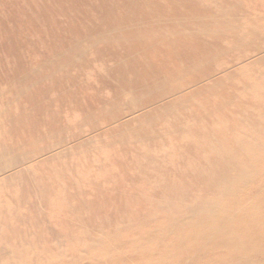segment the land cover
<instances>
[{
  "label": "bare ground",
  "instance_id": "obj_1",
  "mask_svg": "<svg viewBox=\"0 0 264 264\" xmlns=\"http://www.w3.org/2000/svg\"><path fill=\"white\" fill-rule=\"evenodd\" d=\"M24 1L12 27L42 55L0 76V264L62 258L76 264L72 247L80 240L81 257L126 264L122 252H98L102 238L87 228L63 227L71 213L94 212L97 205L85 197L70 201L66 170L74 165L71 187L85 181L108 188L106 198L114 197L117 209L124 205L120 221L103 223L124 230L138 225L124 237L111 229L120 245H158L131 248L130 256L142 255L131 264H256L263 258L264 163L257 162L264 159V52L224 75L201 71L228 51L261 49V14H248L242 0ZM5 20L0 15L3 32ZM34 34L46 39L36 41ZM47 97L60 107L52 117L42 113L51 108ZM68 103L87 117L77 123L79 133L46 135L45 145H37L39 131L66 130L61 110ZM11 104L30 108L13 113ZM83 126L98 132L87 134ZM33 157L37 164L27 165ZM40 165L52 167L53 181L38 172ZM55 203L68 211L56 215L57 223L43 210ZM162 209L169 211L161 215ZM87 221L81 216L79 225ZM64 240L71 241L67 248ZM227 255L230 260L220 261Z\"/></svg>",
  "mask_w": 264,
  "mask_h": 264
},
{
  "label": "rangeland",
  "instance_id": "obj_2",
  "mask_svg": "<svg viewBox=\"0 0 264 264\" xmlns=\"http://www.w3.org/2000/svg\"><path fill=\"white\" fill-rule=\"evenodd\" d=\"M242 1H244V3H246V5H247L246 12L249 11L248 14H250V15L252 14V16H254L256 14L257 15L261 14L260 16H262V18H261L260 22L262 24H264V18H263L264 17L263 16L264 15V0H246V1L242 0ZM22 2H25V1L24 0H0V15L4 16L6 19L4 21V30L5 31L3 32L0 30V76L3 74L13 73L16 71L18 72V70L20 71L21 68H28V66H31V63L29 61L30 58H34V57L36 58V57L42 55L40 53V50L38 49L37 44H33V45L25 44V41L26 42L28 41V40H26L27 34H20L19 32H15L13 27H12L14 25V12H15L17 7L22 5ZM244 16H245V18H244ZM244 16H243V19L246 20V15H244ZM9 22H11V24H9ZM33 36H34V40H36V41L46 39L45 36H39L36 34H34ZM261 36L264 37V34ZM260 37H258L257 40L264 42V38H260ZM9 41H10V43H8ZM17 45H19V46H17ZM261 45H263V46H261ZM261 45H259V47H261V49L255 51V52H250V50H247V49H244V50L242 49L243 51L242 50H237V51L234 50V51H230V52L228 51V54L227 53L223 54L227 58H225L224 56H221V58L219 59L220 61L217 59V60L212 61V63H210L212 66H210V65L207 66L206 64H205L206 66L203 65L201 67V71L205 72L210 68V69H215L212 74L224 75V73L227 72L228 70H230L231 68H233V67L237 68L238 66L240 67L244 64L243 63L244 61H246L248 59H252L253 57L257 56V54L259 55L260 52H264V44H261ZM18 47H20V48H18ZM241 51H242V53H241ZM242 54L244 57L246 56L245 59H244V57H242ZM247 54H249V55H247ZM239 55H240V57H238ZM237 57L239 58V61H238ZM20 58H22L23 61L20 60ZM226 60H227V62H225ZM232 60L233 61L235 60V63H233V62L229 63L228 62V61H232ZM21 62H23L22 66H21ZM220 64H222V65H220ZM214 65H215V68H214ZM203 67H205L206 69H202ZM217 71H219V72H217ZM86 74L89 78H91L93 76L92 75L93 71H91L90 69H87ZM193 84H195V83H192V85ZM4 87H5V83L3 81H0V89H3ZM55 94L56 93L50 92V93H48L47 96H50V98L53 100V97L55 96ZM47 98H48V102H49L47 105L48 106L51 105V108L49 110H43L42 113L47 115V116L52 117V115H53L52 111L57 110L60 107L57 104H56L57 107H55L52 104L53 101L50 102L49 97H47ZM19 107L20 108H18L15 104H11L10 110L13 113H16L17 109H21L22 107L30 108V105L27 106V104H20ZM76 110L77 109H74V107H72L71 103H68V105L66 104L63 107V109L61 110V113H62L61 121L67 127L66 130L54 131L52 134L47 133V132H43V131H39V133L34 136V138L36 139L37 145H39V146L45 145V143L48 139V138H45L46 135L47 136L52 135L53 137H59V136H65L67 134H74L75 135V134L79 133V132H75V131H79V127H78L77 123L80 120L87 119V117H85L86 115H82L78 110L77 111ZM19 113H20V110H19ZM98 117L97 116L95 118L91 117L88 120H98ZM39 127H42V125H40ZM100 127H104V126H100ZM97 129H91L88 126H83L82 131H85L87 134H89L91 132L92 133H94L96 131L98 132ZM101 129H103V128H100L99 131ZM27 141H29V140H27ZM53 148H57V146H54ZM22 149L24 152H32L35 150V147H25ZM99 150L100 149L95 150L93 152L94 153H96V152L100 153ZM106 153L109 154L110 152L107 150ZM36 156H38V155H36ZM35 158L36 157L31 158L28 161L27 165L31 166V165L37 164ZM79 159L80 158H78V156L77 157L74 156V161L77 162ZM263 163H264V159H261L260 161L257 162V164H259L260 167L262 166ZM51 168L52 167L40 165L38 168V172L44 173V176H46V178H48V180L53 181V177L49 175V171L53 170ZM76 168L77 167L74 165V168H68L66 170V174H67L66 176L69 177V180H70V182L68 183L69 188H70V190H72V192H71L72 199H70V201L75 202L80 197H85L86 199H95V203L97 205H95L96 206L95 208L91 209L94 212L87 211V212L83 213V211H82V213L79 212L80 214L79 213H71L72 216L71 215H69V216H71L72 219L75 218V219H79V220H77V222H75L72 219L68 221L66 218L65 220L67 222L63 223V227L66 229V232H69L70 230H75L76 228H82V229L87 228L90 231V233L92 232L93 234H97L98 236H100L102 238V239L100 238L101 239V241H100L101 247L96 249L98 252L101 251L102 249H104L103 256L108 255V253L117 255L118 253L122 252L124 254V263H126V264H131V262L133 260H138L139 258L142 257V255H136L138 257L130 256L131 254L129 255V253L131 251V248H133V249H137L138 247L139 248H150V249L159 248L157 244H153L151 242H144V243L143 242H136L137 244H142V245H131V246L120 245L119 242L116 241V237L112 234V233H116L118 231L113 230V229L114 228L121 229L120 232L124 237V234H128L133 230H137L139 228L138 225H131L132 227H130L129 229H126V230H124V225H120V224L109 225L108 223L110 221V217L112 218V220L113 219L114 220L121 219V216H123V214L121 212H124V205H121L120 209H117V206L114 204L116 199H114V197H111L110 199L106 198V196L111 195L106 191V190H108V188L105 189L103 187H93L85 181L82 183V186H80V188L77 187V185L71 187L75 183V181L70 179V177L73 178L75 176ZM261 172L263 173L264 171L261 170ZM53 185H58V184L54 183ZM104 186H106V185H104ZM246 188H248V189H246ZM248 190H250V187H247V186L244 187V193H246ZM86 194H88V195H86ZM115 195H117V194H115ZM76 196H79V197L76 198ZM57 201L60 202L59 200H57ZM123 203H124V200L122 201V204ZM65 207H67V206H65ZM66 209L67 208H64V206H62L61 203H59V204L55 203L53 206L51 205V208H49L48 206L43 207V210L49 215V217L51 218V220L54 223L58 222L56 220L57 214L58 215L59 214L68 215V213L67 214L65 213V212H68ZM136 210L141 211V212L145 211L142 208L141 209L136 208ZM168 211L169 210H164V209L158 210V212L161 215H165L166 212H168ZM113 212H116V214H114ZM117 214H119V215H117ZM81 216L84 218H88L91 221V223H89L87 221L86 223L79 225V221L81 219ZM117 218H119V219H117ZM96 220H99L98 223L100 222V224H97V223L93 224V222ZM104 221H108V223H103ZM114 222L120 223L118 221H114ZM55 226L57 228L61 227L60 225H55ZM93 228L95 230H97V228H98V230H100V231H95ZM111 229H112V233H111ZM70 242L71 241H69V240L68 241L64 240V242H63L64 247L67 248L68 243H70ZM82 244H85V241L80 240L78 242H75L73 244L74 246L72 247V250H73L72 252H74V254L76 255V257H74L72 259H80V261L76 262V264H104V263H106L105 261H103V259H102V261L101 260H95L94 261L91 258L81 257V255H80L81 249L80 248H81ZM110 244L113 245L112 251L106 249ZM202 250L205 251V248L203 247ZM93 252H91L90 254H92ZM213 257H216V256H213ZM230 258H231V256L227 255L224 258H222L220 261H223L225 259L230 260ZM204 260H205V258L203 259V261ZM54 261L55 262L52 264H70V263H68V261H70V258L56 259ZM214 264H216V263H214ZM256 264H264V257L257 260Z\"/></svg>",
  "mask_w": 264,
  "mask_h": 264
}]
</instances>
